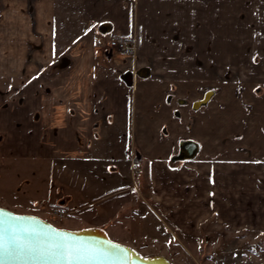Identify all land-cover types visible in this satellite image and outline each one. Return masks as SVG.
<instances>
[{"label":"crops","instance_id":"1","mask_svg":"<svg viewBox=\"0 0 264 264\" xmlns=\"http://www.w3.org/2000/svg\"><path fill=\"white\" fill-rule=\"evenodd\" d=\"M209 83L217 99L194 110ZM6 160L41 180L43 206L64 203V229L134 242L145 208L184 235L264 234V0H0Z\"/></svg>","mask_w":264,"mask_h":264},{"label":"rangeland","instance_id":"2","mask_svg":"<svg viewBox=\"0 0 264 264\" xmlns=\"http://www.w3.org/2000/svg\"><path fill=\"white\" fill-rule=\"evenodd\" d=\"M115 58L120 59L117 56ZM233 73L232 69H225L224 74L226 77L223 81L225 85L232 83L235 76ZM211 75L213 73L209 75L210 80L213 77ZM219 92L220 89L217 83H209L207 88L199 92L196 99L193 98L189 101L191 103L195 100L201 102L210 94L209 103L211 99V101L217 99ZM208 103L195 108L196 104L194 102L193 108L194 110H199L201 107L206 109ZM194 110L192 109V112L195 117ZM134 166H137L139 171L134 173ZM25 167L26 163L23 161L6 160L4 163H0V208L18 215H36L37 212L44 209L45 213H39V217L41 216L42 219L50 222L53 226L57 228H75L76 225L70 223L73 222L69 218L71 214L65 218L56 213L60 209L64 210V203L63 206L61 203L56 204V202H50L46 206L42 205L39 195L41 180L37 179L39 180L37 181L36 178H34L35 181L31 180L28 177L31 170L27 171ZM32 167L36 171V164H32ZM131 175L134 177L140 175V167L137 163H133ZM33 183L34 185L31 186ZM26 210H31L29 212L31 214H26ZM142 213L145 216V227L142 225L143 219L137 218L136 227L127 230L134 242L129 240L122 242V237L127 239L125 228L118 229L124 236L122 234H118V237L108 235L111 237L110 239L129 246L144 258L161 256L165 257L171 264H264V234L237 233L228 228L209 227L199 236L184 235L170 229L167 222L156 218L150 210L145 211L144 208ZM122 230H125V232ZM140 233L149 238L136 240Z\"/></svg>","mask_w":264,"mask_h":264},{"label":"water","instance_id":"3","mask_svg":"<svg viewBox=\"0 0 264 264\" xmlns=\"http://www.w3.org/2000/svg\"><path fill=\"white\" fill-rule=\"evenodd\" d=\"M124 82L128 86L132 85V75L129 74L125 76ZM210 97L211 95L208 94L205 100L196 103L195 108H199L208 103ZM197 152L198 144L191 141L183 142L180 147L179 159H193ZM3 210L14 216L35 218L34 221H25L23 223L40 230L41 234L38 239L33 237L30 240V243L36 248L35 252L24 251L18 253L16 256L6 255L3 260H0V264H67L64 260L58 261L52 258V249L45 235L49 227L51 229L70 233L69 244L72 246L73 250H79L81 254L87 257L83 260L72 261V264H171L165 257L156 256L144 258L140 256L129 246L111 240L108 234L102 229L90 228L84 230H69L57 228L39 216L18 215L6 209ZM40 241H43V243ZM109 241L111 245H119V249L111 247L107 243Z\"/></svg>","mask_w":264,"mask_h":264},{"label":"snow or ice","instance_id":"4","mask_svg":"<svg viewBox=\"0 0 264 264\" xmlns=\"http://www.w3.org/2000/svg\"><path fill=\"white\" fill-rule=\"evenodd\" d=\"M35 218L14 216L11 213L0 209V260L5 256H16L18 253L28 251L35 252L36 248L30 243L31 238H39L40 230L35 227L26 225L25 221H34ZM50 248L52 249V258L56 260H64L67 264L72 261L86 259L79 250H73L69 244L70 233L51 229L49 227L45 233ZM43 243V241H40ZM111 247L119 249V245H111Z\"/></svg>","mask_w":264,"mask_h":264},{"label":"built area","instance_id":"5","mask_svg":"<svg viewBox=\"0 0 264 264\" xmlns=\"http://www.w3.org/2000/svg\"><path fill=\"white\" fill-rule=\"evenodd\" d=\"M110 48L112 50H116L117 52L122 53V54H128L132 51V48L130 47L128 40L125 38L113 39L110 42ZM137 171H139V168L137 166H134L133 172L135 173ZM56 213L60 217L66 216V212L64 210H61V209Z\"/></svg>","mask_w":264,"mask_h":264}]
</instances>
